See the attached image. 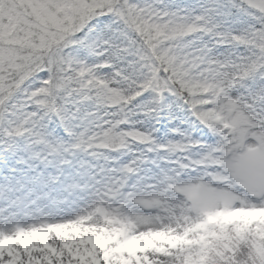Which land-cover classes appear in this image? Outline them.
Masks as SVG:
<instances>
[{"label":"snow or ice","instance_id":"snow-or-ice-1","mask_svg":"<svg viewBox=\"0 0 264 264\" xmlns=\"http://www.w3.org/2000/svg\"><path fill=\"white\" fill-rule=\"evenodd\" d=\"M0 153V264H264V0H0Z\"/></svg>","mask_w":264,"mask_h":264},{"label":"rangeland","instance_id":"rangeland-1","mask_svg":"<svg viewBox=\"0 0 264 264\" xmlns=\"http://www.w3.org/2000/svg\"><path fill=\"white\" fill-rule=\"evenodd\" d=\"M171 2L173 4L184 6L188 3H194L195 0H171ZM36 171L44 172L45 170L38 166ZM24 174L33 175L34 173L28 170L26 166L19 164L17 158L0 153V186L6 184V178H19ZM43 203L45 202L42 201L41 204L43 205Z\"/></svg>","mask_w":264,"mask_h":264},{"label":"trees","instance_id":"trees-1","mask_svg":"<svg viewBox=\"0 0 264 264\" xmlns=\"http://www.w3.org/2000/svg\"><path fill=\"white\" fill-rule=\"evenodd\" d=\"M167 2H168V0H167Z\"/></svg>","mask_w":264,"mask_h":264}]
</instances>
